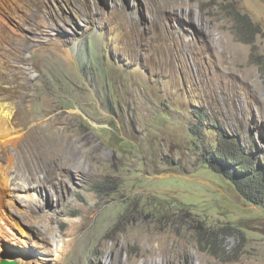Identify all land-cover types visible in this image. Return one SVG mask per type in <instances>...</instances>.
<instances>
[{"label":"rangeland","instance_id":"1","mask_svg":"<svg viewBox=\"0 0 264 264\" xmlns=\"http://www.w3.org/2000/svg\"><path fill=\"white\" fill-rule=\"evenodd\" d=\"M9 21L25 147L1 263L264 264V206L203 156L226 132L264 163V0H41Z\"/></svg>","mask_w":264,"mask_h":264},{"label":"bare ground","instance_id":"2","mask_svg":"<svg viewBox=\"0 0 264 264\" xmlns=\"http://www.w3.org/2000/svg\"><path fill=\"white\" fill-rule=\"evenodd\" d=\"M40 1L41 0H0V158L6 162V160H7L6 153H8V155L10 154L9 158H11V160H8V162H7L8 166H5L7 168V171H5V173H3V175L0 176V190L4 189L3 191H8L7 189L3 188L4 186L3 187L1 186V185H4V183H5L4 181H7V183L9 184V188H8L9 190L12 189L13 185L15 187H19L18 178H19V175L21 174L20 173V171H21L20 170V168H21L20 164L21 163L19 160L22 157L21 155L24 154L23 151H24V147H25L23 145V142H25L22 138L23 136L19 135L17 137L16 135L15 136L13 135L14 132L16 133L17 131H19V128H18L17 122H16L17 120H16L15 116L20 111L19 109H20V106L22 105L20 99L23 98L21 95H19V90H17V86H20V85H18L17 83H18V80H20L21 75L23 73L22 68L24 66H22L21 63L23 62V59H24V56L22 55L24 52V44L23 43L19 44V45H18V43L13 44L12 39L15 40L16 36H17V39H23V36L21 34L19 35L17 33V30H15V28H12L11 23L9 21V15L14 13L15 10H23V11H29L30 10L31 11L33 8H36V6L40 3ZM32 45L33 44L28 45L27 48L31 51V53H35L37 51V48H35ZM37 61H38L37 58L30 59L29 64L33 65L34 68H36L37 67ZM29 77H32V75L30 73H29ZM10 82H13L15 84L13 87L14 88L13 92L10 89H7L3 86V85L10 83ZM18 98H20V99H18ZM21 117H18V118H21ZM18 120H20V119H18ZM35 129H37V128L36 127L30 128V131L32 134L34 133ZM28 133H30V132H28ZM35 134L37 136L38 133H35ZM30 138H32V137H30ZM30 149H32V148H30ZM29 172H31V171H29ZM27 175H29L28 179H27L28 181H31V182L35 181V177L33 176L34 173L27 174ZM3 179H4V181L2 182L1 180H3ZM6 187H7V185H6ZM0 194L2 195V193H0ZM4 200H5V198H4ZM5 208H6V204L3 202V199H0V216L2 215ZM0 222H2V221H0ZM5 228L2 225V223H0V237H2L3 234L5 233V230H6ZM39 234L42 235L44 238H46V235L44 233L40 232ZM0 242H1V238H0ZM152 249H154V248H152ZM8 255L5 256V258L7 257L6 259H9V260L14 259L11 257L12 256L11 253H10L11 256L10 255L8 256ZM150 255H152V254L150 253ZM9 257H11V258H9ZM1 260H2V257L0 256V263H1ZM150 260L151 259H145V260H143V263H140V264H150ZM56 264H63L62 260L60 259L59 263H56ZM119 264H122V258H119ZM125 264H127V263H125Z\"/></svg>","mask_w":264,"mask_h":264},{"label":"trees","instance_id":"3","mask_svg":"<svg viewBox=\"0 0 264 264\" xmlns=\"http://www.w3.org/2000/svg\"><path fill=\"white\" fill-rule=\"evenodd\" d=\"M235 15L237 16L235 21L243 35V41L252 43L253 41L246 37L242 25L244 22L241 21L243 18L246 19V16L239 12H236ZM196 128L192 132L194 135L200 136L203 133V128L198 125ZM203 156L207 164L214 171L230 180L247 200L264 206V163L261 158H256L248 152V148L242 142L226 132H221L217 147L212 151L206 150Z\"/></svg>","mask_w":264,"mask_h":264},{"label":"water","instance_id":"4","mask_svg":"<svg viewBox=\"0 0 264 264\" xmlns=\"http://www.w3.org/2000/svg\"><path fill=\"white\" fill-rule=\"evenodd\" d=\"M1 264H22L15 260H4Z\"/></svg>","mask_w":264,"mask_h":264},{"label":"clouds","instance_id":"5","mask_svg":"<svg viewBox=\"0 0 264 264\" xmlns=\"http://www.w3.org/2000/svg\"><path fill=\"white\" fill-rule=\"evenodd\" d=\"M204 117H205V116L202 115L203 124H195V126L198 125V126H200L201 128H203V125L206 126V125H205V124H206V120H205ZM194 129H197V128L195 127Z\"/></svg>","mask_w":264,"mask_h":264}]
</instances>
